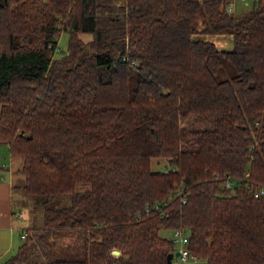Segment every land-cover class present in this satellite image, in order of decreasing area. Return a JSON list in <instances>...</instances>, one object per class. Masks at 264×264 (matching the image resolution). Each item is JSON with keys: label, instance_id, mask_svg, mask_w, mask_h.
Segmentation results:
<instances>
[{"label": "trees", "instance_id": "1", "mask_svg": "<svg viewBox=\"0 0 264 264\" xmlns=\"http://www.w3.org/2000/svg\"><path fill=\"white\" fill-rule=\"evenodd\" d=\"M230 1L0 0V144L28 194L71 196L2 264H173L177 228L206 264H264V0Z\"/></svg>", "mask_w": 264, "mask_h": 264}, {"label": "rangeland", "instance_id": "2", "mask_svg": "<svg viewBox=\"0 0 264 264\" xmlns=\"http://www.w3.org/2000/svg\"><path fill=\"white\" fill-rule=\"evenodd\" d=\"M242 0H236L235 6L241 2ZM235 7V10H236ZM234 10V11H235ZM221 34H225L229 38H224ZM83 37L85 38H91V35L88 33L83 34ZM196 39H206V40H212L215 41L219 49H231L234 46V40L232 34L229 32L225 33H212V32H201L194 35ZM222 37V38H220ZM220 38V39H219ZM69 44V33L68 32H62L58 39V47L54 51V56L59 57L63 55L65 52H67ZM237 74L236 68L233 64H231L228 60H223L222 65L218 69V72L216 74L218 79H231L233 76ZM200 120V119H199ZM192 122V121H191ZM187 123H190L189 121H185V125H189ZM195 123V122H194ZM205 126H210L211 124L205 123ZM5 156L7 159H9L7 162H3V165H7L8 167L11 166V156L9 153V149L6 144H0V164L2 162V159L5 160ZM20 160V158H18ZM161 160V161H160ZM166 162L164 159H159V162L157 160H154L153 166L154 168H164ZM23 175H21L22 178ZM227 179V178H226ZM225 179V181H226ZM230 179H235L238 183V186L241 184L239 183V180L242 178L240 177H230ZM23 180L20 182L15 181V195H14V205L16 208L22 209L23 215L21 217L15 216L14 224L18 227L17 230H15L14 235H12V240L14 241L13 245L11 244V237L6 240L2 238L0 241V264L5 262L15 251L17 250L18 246L22 243L23 239L21 238L22 231L21 229L23 227H37L42 228L43 226V219H44V205H50V206H56V207H63L66 205H69L71 203V196L68 194L63 195H51L47 198L45 196H36L28 194L23 186H22ZM88 188V184H80L78 186V189H86ZM156 203V202H155ZM154 203V204H155ZM18 209V210H19ZM20 227V228H19ZM162 234L166 237L172 238L173 237V230L171 229H164L162 230ZM62 235V234H61ZM61 235H58V239ZM75 236L67 237L65 244L68 246H72V248H77L76 253L83 254V243L79 237H76L75 240L73 239ZM63 236V240H64ZM78 238V239H77ZM40 244L37 247L38 254H41L43 250L50 248L51 246L44 242V240H37ZM73 242V244H72ZM2 243L4 245H2ZM8 246L7 251L4 250V247ZM176 249L178 250L181 246L179 242L175 243ZM45 248V249H44ZM191 261V259L189 260ZM184 261H181L178 259V262L176 264H185ZM175 263V262H174Z\"/></svg>", "mask_w": 264, "mask_h": 264}, {"label": "crops", "instance_id": "3", "mask_svg": "<svg viewBox=\"0 0 264 264\" xmlns=\"http://www.w3.org/2000/svg\"><path fill=\"white\" fill-rule=\"evenodd\" d=\"M224 38H229L225 34H221ZM222 38V37H220ZM219 38V39H220ZM7 145V144H6ZM8 147V146H7ZM11 156V166L3 165V162H7L9 159H2L0 164V241L2 238L8 240L11 237V244H14L12 240V235H14L17 226L14 224L15 216L13 215L14 211L18 210L14 205V195H15V181L20 182L23 180L24 176L20 174V168L22 166V159L20 157ZM20 158V160L18 159ZM23 184V183H22ZM22 210V209H21ZM20 228V227H19ZM22 238V237H21ZM2 245H4L2 243ZM8 246L4 247V250L7 251ZM191 259V261H189ZM187 261H184L185 264H206L204 259H194L190 258Z\"/></svg>", "mask_w": 264, "mask_h": 264}, {"label": "built area", "instance_id": "4", "mask_svg": "<svg viewBox=\"0 0 264 264\" xmlns=\"http://www.w3.org/2000/svg\"><path fill=\"white\" fill-rule=\"evenodd\" d=\"M242 1H244L246 4L249 3V0H242ZM235 2H236V0L230 1L229 5H228V10L229 11H232V10L235 9ZM164 169H165V171H167V169L165 167H164ZM246 175H248V173ZM224 182H225V186L228 187V188H233V184L234 185L235 184L238 185V183L236 182L235 179L232 180L230 178H227L226 181H224ZM239 183H241V184L243 183V178L241 180H239ZM252 191H253L255 196L263 195L264 194V186H260V187L254 188V189H252ZM152 207H153V209H160V206H159L158 202H156ZM149 210H150V208L146 209L147 212ZM22 215H23L22 211H18V212L15 213V216H18V217H21ZM22 236L24 237L25 234L23 233ZM189 238H190V235H189V233H188V231L186 229L177 228V229H175L173 231L172 239L174 240L175 243L179 242L180 245H181L179 247V249H178L180 251L179 257L173 259V264H176L178 262V259L181 260V261H187L190 258L197 259V258L193 257L192 254L190 253V249L188 247Z\"/></svg>", "mask_w": 264, "mask_h": 264}, {"label": "water", "instance_id": "5", "mask_svg": "<svg viewBox=\"0 0 264 264\" xmlns=\"http://www.w3.org/2000/svg\"><path fill=\"white\" fill-rule=\"evenodd\" d=\"M116 254H119L120 253V251L119 250H115L114 251ZM179 253H180V251L179 250H177L176 252H175V254L176 255H179ZM173 256H174V253H169L168 254V261L169 262H171L172 261V259H173Z\"/></svg>", "mask_w": 264, "mask_h": 264}, {"label": "clouds", "instance_id": "6", "mask_svg": "<svg viewBox=\"0 0 264 264\" xmlns=\"http://www.w3.org/2000/svg\"><path fill=\"white\" fill-rule=\"evenodd\" d=\"M177 251V250H176ZM189 260V259H188Z\"/></svg>", "mask_w": 264, "mask_h": 264}]
</instances>
